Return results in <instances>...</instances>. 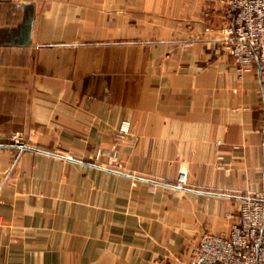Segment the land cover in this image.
Segmentation results:
<instances>
[{"label": "crops", "instance_id": "crops-1", "mask_svg": "<svg viewBox=\"0 0 264 264\" xmlns=\"http://www.w3.org/2000/svg\"><path fill=\"white\" fill-rule=\"evenodd\" d=\"M227 22L214 0H0V264H195L228 233L264 189V70L239 77Z\"/></svg>", "mask_w": 264, "mask_h": 264}, {"label": "built area", "instance_id": "built-area-1", "mask_svg": "<svg viewBox=\"0 0 264 264\" xmlns=\"http://www.w3.org/2000/svg\"><path fill=\"white\" fill-rule=\"evenodd\" d=\"M228 20L224 47L239 77L264 70V0H214ZM124 120L119 132L127 134ZM16 147L31 149L20 132L11 134ZM114 163V158H109ZM264 173V167H263ZM177 181L186 182L179 172ZM195 264H264V189L241 201L238 220L226 235L204 232L190 251Z\"/></svg>", "mask_w": 264, "mask_h": 264}, {"label": "rangeland", "instance_id": "rangeland-1", "mask_svg": "<svg viewBox=\"0 0 264 264\" xmlns=\"http://www.w3.org/2000/svg\"><path fill=\"white\" fill-rule=\"evenodd\" d=\"M204 16H205V17H207V16H208V14H207V13H205V14H204ZM32 143H33V142H32Z\"/></svg>", "mask_w": 264, "mask_h": 264}, {"label": "water", "instance_id": "water-1", "mask_svg": "<svg viewBox=\"0 0 264 264\" xmlns=\"http://www.w3.org/2000/svg\"><path fill=\"white\" fill-rule=\"evenodd\" d=\"M200 264H204V262H201Z\"/></svg>", "mask_w": 264, "mask_h": 264}]
</instances>
